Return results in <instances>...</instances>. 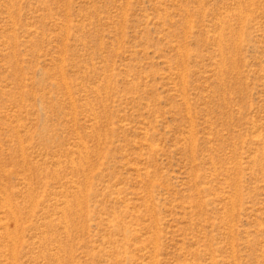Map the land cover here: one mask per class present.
<instances>
[{
	"label": "rangeland",
	"instance_id": "obj_1",
	"mask_svg": "<svg viewBox=\"0 0 264 264\" xmlns=\"http://www.w3.org/2000/svg\"><path fill=\"white\" fill-rule=\"evenodd\" d=\"M0 264H264V0H0Z\"/></svg>",
	"mask_w": 264,
	"mask_h": 264
}]
</instances>
